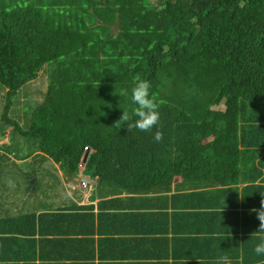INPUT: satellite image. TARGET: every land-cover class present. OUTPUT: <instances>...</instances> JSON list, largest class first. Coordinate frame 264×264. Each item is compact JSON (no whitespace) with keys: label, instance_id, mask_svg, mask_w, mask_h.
Here are the masks:
<instances>
[{"label":"trees","instance_id":"obj_1","mask_svg":"<svg viewBox=\"0 0 264 264\" xmlns=\"http://www.w3.org/2000/svg\"><path fill=\"white\" fill-rule=\"evenodd\" d=\"M177 1V12L164 26L175 23L173 34L154 45L144 40L147 0H0L3 120L10 119L14 100L24 96L36 103L42 91L29 82L42 71L50 81L44 102L27 120L31 129L12 131L9 143L0 145L9 154L0 160L34 165L38 156L47 159L48 169L54 160L77 173L90 148L84 173L99 178L100 193L133 195L95 204L100 226L118 225L113 240L100 228L95 234L96 216L86 217L74 201L37 222V214L29 213L40 208L35 199L26 212L0 219V264H79L75 259L96 253H102L101 264L115 254L124 260L120 264H216L198 258L196 249L234 253L232 264H264V256L254 252L264 232H256L260 222L251 211L264 199V0ZM137 75L151 83L156 102L163 101L151 131L114 125L123 109L132 117L127 123L137 119L131 101ZM126 77L127 86L117 81ZM122 90L128 95H115ZM222 103L224 110L214 108ZM157 131L161 142L154 139ZM28 132L39 148L19 159L22 142L16 135L28 143ZM212 188L223 197L208 201L211 214L191 216L198 229L194 238L188 219L174 232L196 254L170 248V237L166 244L159 235L166 234V222L188 216L192 197H207ZM68 191L63 196L72 199ZM128 210L141 217L147 233H155L152 241L136 238L137 217L118 221ZM237 219L241 234L226 227ZM216 223L224 226L219 232L210 228ZM53 225L78 237L75 255L54 248L55 238L47 237Z\"/></svg>","mask_w":264,"mask_h":264},{"label":"clouds","instance_id":"obj_2","mask_svg":"<svg viewBox=\"0 0 264 264\" xmlns=\"http://www.w3.org/2000/svg\"><path fill=\"white\" fill-rule=\"evenodd\" d=\"M4 10L6 13L9 11L7 9H1ZM10 14V13H9ZM148 20V18H146ZM195 22L198 20L195 19ZM145 23H148L145 21ZM261 45V44H260ZM128 77L126 78H119L117 81H119L121 84H126L129 83ZM135 85L131 89V101L133 104L137 105V107L134 110V115L137 117L134 123H127L132 119V117L129 115V112L126 109H123L122 116L115 122L114 125L117 127H120L122 124H127V129L131 130L132 128L139 129L140 131H151L153 127L158 125L160 121V113L158 111V108L160 107V104L163 103V101H160V103H157L155 98L152 96L150 89L152 87L151 83L148 80L141 79L139 75H137L135 78ZM41 94H39L40 96ZM121 96H127L128 93L126 90H122L119 94H115ZM38 96V97H39ZM21 98V97H20ZM19 99V98H18ZM16 99V100H18ZM4 100V99H3ZM14 100V101H16ZM13 101V103H14ZM31 108V109H24L23 113V119H21L22 122H20V125L15 126L13 123H11L7 127V134L10 136L12 134V131L17 130L21 128V130L27 129L30 130L31 124L28 123L27 120H31L32 114L34 109L36 108V104ZM0 103H2V100L0 99ZM3 113H4V107H3ZM2 113V116H3ZM12 112V109L10 111ZM3 118V117H2ZM9 118L11 116L9 115ZM21 118V117H20ZM10 127V130L8 128ZM25 131V130H24ZM16 138H22L20 135H16ZM35 140L36 146L34 147L35 150L32 153H35L37 149L39 148V140L31 135L28 132V143L25 142V144L30 146V140ZM154 139L156 142H161L163 139V133L161 131H157L155 133ZM5 143V142H4ZM0 140V145L4 144ZM8 143H9V138H8ZM85 153H87V156L84 158ZM89 154H90V148H87L86 151L83 153V156L81 158V166H80V171L79 172H70L72 170V166H61L59 163H56V165H60L61 168L59 167L55 171V176H50L49 175V180H47L45 184V189L41 190L39 192V197L41 195V205L40 208L36 211H31L29 213H36L37 214V222L40 221L41 216L43 215H49V214H57L59 212L60 207L68 206L72 201L76 202L78 204L77 209L79 206H81V209H78L79 212L84 214L86 217L89 215H95L96 218L94 220V223L96 225L99 224L98 220V214H100L99 208L97 209L96 205L97 202H99L101 199H106V200H115V199H127V198H132V196H128L126 194H118L116 193L115 195H112L114 197L112 198H106L109 196L108 194H101L100 189L98 188L99 186V178L92 176H86L82 175L84 173V166L88 162L89 159ZM58 165V166H59ZM56 167V166H55ZM54 170V168H53ZM55 178V180H52ZM56 183V185H54ZM48 184V185H47ZM100 184L102 185V181H100ZM76 187V196H79L78 198L75 199V193L73 191V188ZM66 190H70L69 195L73 197L72 199H69L68 203L63 202L61 205H58V199L61 194H64ZM262 194V193H261ZM220 193L215 189L212 188V193L207 196V197H202V198H197V197H192V200L194 204L187 210L188 216L180 217L184 219H188V221L192 223L195 220L194 218H191V216L196 215L198 217H205L213 212L214 205L211 203H216L222 198L220 197ZM264 195V194H262ZM241 199L243 197L241 196ZM12 201V200H10ZM211 203H209V202ZM31 208V207H30ZM14 210V207H13ZM113 210H110L111 212ZM252 212L256 213L257 219L259 220V229L256 232H264V199H261L260 201V207L253 208L251 210ZM181 212V211H179ZM186 211H182V213H185ZM10 215H19V214H14L13 211L9 214H1L0 219H7L6 217H9ZM146 223V221H145ZM167 223V232H165V229L163 228L164 233L166 234H161L159 235L163 238L165 243L167 244V238L170 237L169 241V247L170 248H176L177 246L180 247H185L186 251L191 250L190 248L191 245H188V239L183 238L180 239L174 232H176L177 229L173 228L174 221L171 219L166 222ZM39 226V225H38ZM141 226L140 224L136 227L137 229V235L136 238H142L144 241L147 243L152 241L156 236L155 233H152L148 230L145 231V229L142 227V229H139ZM224 226L219 225L218 223L212 225L210 228L214 229L215 231L219 232L221 228ZM160 228V226H159ZM173 230V231H172ZM198 230L195 227H190V236L194 238L195 236V231ZM159 232H161L159 230ZM255 233V232H254ZM253 233V234H254ZM239 234H241V231L239 230ZM216 249V248H215ZM169 250V249H168ZM198 253V258L201 259H208V260H215L216 264H232L234 260L237 259L236 254L234 253H229V254H221V253H216L212 251H205V250H197ZM254 252L257 256H264V242H261L255 246ZM193 254H196V252L192 251Z\"/></svg>","mask_w":264,"mask_h":264},{"label":"rangeland","instance_id":"obj_3","mask_svg":"<svg viewBox=\"0 0 264 264\" xmlns=\"http://www.w3.org/2000/svg\"><path fill=\"white\" fill-rule=\"evenodd\" d=\"M177 3V0H147L145 10L149 21L146 25V35H144V40L147 43L156 45L168 35L173 34V27L175 23L169 22L168 27L164 26L166 17L177 12ZM182 35H184V29ZM198 47L199 45H197L196 42H191V49H198ZM46 71H42L37 80L29 82L35 88V90L38 88L42 91L41 95L38 97L36 107L40 103L44 102L50 88L49 74L47 73L48 71ZM123 85L127 86L128 83ZM34 105L35 103L33 101H29L24 96L19 98L13 103V113H10L11 118L5 122L2 118L4 104L0 103V135L1 133L9 132L7 131V127L11 123H13L15 126H18V124L20 125V122H22L21 119H23L24 109H31ZM214 108L224 110L225 105L222 103L219 107L215 106ZM17 114L18 118L15 120L18 124L12 119V117L16 116ZM8 130H10V127ZM20 141L22 142V149L19 150L21 153L17 155L19 159L27 156L30 154V152H33L35 150L34 147L36 146L35 140L33 139L30 140V146H27L21 138ZM86 156L87 153H85L83 159H85ZM35 161L37 162L34 165H31L30 162L16 163L11 160L8 161V159L5 158L2 159V161L0 160V166L3 170V176L1 175L0 178V189L5 190L6 188L11 187L13 190V195L18 199V201L15 200V206L13 210L14 214L26 212L27 206L32 205V200L36 197H39L37 194L46 188L45 184L50 178V172H52L53 168L56 166V162L54 160H50V165H52V167L48 169L49 165L47 166L46 163L43 164V162L47 161V159H42L38 156H36ZM39 166H41L40 169ZM60 168L61 166L59 165V169ZM90 174L91 173H85L82 175L92 176ZM52 180H55V178ZM180 180V177L175 178V182H180ZM54 185H56V183ZM34 190H37L35 194L33 193ZM4 197L11 200L6 195H4ZM78 197L79 196H77V198ZM68 201L69 199L61 194L58 199V205H61L63 202L68 203ZM0 214H2V212H0Z\"/></svg>","mask_w":264,"mask_h":264},{"label":"crops","instance_id":"obj_4","mask_svg":"<svg viewBox=\"0 0 264 264\" xmlns=\"http://www.w3.org/2000/svg\"><path fill=\"white\" fill-rule=\"evenodd\" d=\"M8 138H9V135L7 134L6 137L4 138V140H1L2 143L4 142H8ZM0 154L2 155H7L9 154V152H0ZM20 162V161H19ZM52 167V166H51ZM59 166L56 165V167H54V169H57ZM40 169V168H39ZM48 185V184H47ZM73 191L75 193V199L77 198L76 196V187L73 188ZM0 192L4 195H6L7 197H9L12 201H10L9 199L7 198H2L0 200V212H2V214H9L13 211V207L15 206V200L18 201V199L13 195V190L11 187H8L6 188L5 190H2L0 189ZM37 192V190H34L33 193L35 194ZM39 195V194H37ZM114 196L112 195H109L107 196L106 198H112ZM220 197L222 198L223 195H220ZM41 198V195L40 197H36L32 200V205H30L29 207L33 206V203H34V200L35 199H40ZM161 202V201H160ZM59 213V212H58ZM57 213V214H58ZM1 215V214H0ZM125 215H133L135 217H137V219L139 220V222H136L135 223V227H134V234L137 235V229H136V226H138L141 222V217L138 216L137 213H131L129 210L128 211H124L120 218H119V222L121 220V218ZM57 218H55L52 222H54ZM174 221V224H173V228L174 229H177L178 226L182 225L183 222H185L187 219H184V218H180V217H175L174 219H172ZM93 221V220H92ZM118 222V224H119ZM144 225V221L141 222V226L139 227V229H142ZM118 226V225H117ZM117 226H112L110 227L109 225H96L94 223V226L91 228H95V234L98 230V228L101 229V231L103 232V234L108 238V239H114L115 238V235H114V232L116 231H119L117 229ZM187 227L188 229L191 226V223L188 221L187 222ZM226 227H231L233 229H235L236 231H239V219L235 220V221H228V225H226ZM244 229L246 228V226L243 227ZM90 229V230H91ZM90 230H87V233L90 234ZM173 231V230H172ZM105 236H99L97 237V240L99 238H102V239H107L105 238ZM47 237L48 238H55L54 240H56V245L54 246V248L56 250H59L62 255H64L67 251L71 250L72 254L75 255L76 254V240L78 239L77 236H74L70 233H68L66 230L62 229L61 226L59 225H53L48 231H47ZM176 248H180V246H177ZM97 252V251H96ZM102 253H96V258H94V255L92 254V256L86 260V261H82V260H77L75 259L79 264H101V260H100V256H101ZM75 260L73 261L75 263ZM124 261L122 258L121 259H118L116 257V254H115V258L114 260L112 258H110V262L109 264H120V262ZM71 262V261H70Z\"/></svg>","mask_w":264,"mask_h":264}]
</instances>
